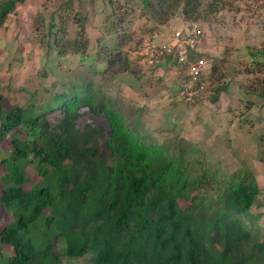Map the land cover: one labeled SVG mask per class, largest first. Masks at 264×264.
I'll list each match as a JSON object with an SVG mask.
<instances>
[{"label":"trees","instance_id":"trees-1","mask_svg":"<svg viewBox=\"0 0 264 264\" xmlns=\"http://www.w3.org/2000/svg\"><path fill=\"white\" fill-rule=\"evenodd\" d=\"M96 1L67 0L49 34L59 69L68 58L83 64L89 54L98 67L78 80L72 74L64 91L40 96L31 114L21 106L5 111L0 92V242L12 247L7 264H264L255 170L221 173L196 145L161 142L145 120L146 107L115 86L119 75L134 72L125 49L137 20L149 35L168 31L178 15L200 24L203 9L210 16L228 3L102 0L111 12L93 44L86 35L90 11L84 18L70 14ZM27 2L0 0V30ZM70 19L78 35L65 42ZM248 52L253 65L245 72H261L264 47ZM210 68L214 81L216 59ZM257 80L264 100V78ZM224 91L217 88L212 102Z\"/></svg>","mask_w":264,"mask_h":264},{"label":"rangeland","instance_id":"rangeland-1","mask_svg":"<svg viewBox=\"0 0 264 264\" xmlns=\"http://www.w3.org/2000/svg\"><path fill=\"white\" fill-rule=\"evenodd\" d=\"M66 1L28 0L0 30V92L6 97L5 111L21 106L27 107L31 114L30 104L35 107L42 100L40 96L48 99L65 90L63 83L73 81L72 74L78 80L84 72L98 67L89 54L83 64L75 61L76 57L66 58L64 69H59L57 52L51 55V22L58 20ZM225 1L228 3L225 9L213 15H205L203 9L205 21L198 23L207 34L204 48L208 51L201 50L202 53L205 50L209 60L208 69L211 70L215 59L220 69L214 81L210 80L206 93L194 104L187 105L180 98L181 86L173 89L176 82L186 78V68L177 66L174 73L169 68L148 66L145 62L142 46L146 33L142 29L147 27L141 20L135 22L137 32L125 49L134 62V72L119 75L115 86L124 98L146 107L145 120L161 142L181 139L184 144H194L205 151L213 170L228 175L242 166L253 168L261 187L255 211L261 215L260 223L264 226V100L259 95L261 86L257 80L264 78V69L253 74L245 72L253 65L248 49L264 47V0ZM85 4L86 8L80 11L71 10L70 16L74 18L76 13V17L84 18L85 12L90 11L86 35L95 44L96 39L104 36L106 18L111 11L102 0H97L93 9ZM181 20L180 15L172 17L171 27L180 29ZM67 22L65 42L73 41L78 35L77 24L72 19ZM172 28L168 31L161 28V35L172 37ZM103 68L104 65L99 66L100 70ZM205 77L208 79L209 73ZM11 78L14 88H9ZM221 86L226 92L213 103L211 98ZM109 92L114 94L113 90ZM97 121L109 131L104 119ZM11 252V246L0 242V264L8 263Z\"/></svg>","mask_w":264,"mask_h":264},{"label":"built area","instance_id":"built-area-1","mask_svg":"<svg viewBox=\"0 0 264 264\" xmlns=\"http://www.w3.org/2000/svg\"><path fill=\"white\" fill-rule=\"evenodd\" d=\"M172 30L168 42H158L161 37L159 31L143 36L144 60L148 66H157L172 56L177 64L185 66L188 78L180 90V96L185 104L192 105L206 93L210 84L205 77L209 71L207 60L193 55L201 53L207 34L198 23L187 19L181 20L180 29L173 27Z\"/></svg>","mask_w":264,"mask_h":264},{"label":"crops","instance_id":"crops-1","mask_svg":"<svg viewBox=\"0 0 264 264\" xmlns=\"http://www.w3.org/2000/svg\"><path fill=\"white\" fill-rule=\"evenodd\" d=\"M171 35H168V34H164V35H161V37L158 39V40H160V42L159 43H163V42H168L169 40H171ZM206 44V43H205ZM204 44V45H205ZM204 47H206V46H204ZM202 48V49H205L206 51H208V49L207 48ZM205 50L203 51V53H205ZM201 53H202V50H201ZM208 63V62H207ZM177 66H179L180 68L181 67H183V69L184 68H186L185 66H182V65H179V64H177L174 60L173 61H169V62H164L163 63V65H161L160 67H162L161 69H168L169 68V70L168 71H170L171 70V72H177ZM209 66H210V64L208 63V68H209ZM185 71H186V78H188V74H187V68L185 69ZM184 71V72H185ZM209 72V71H208ZM208 72H207V74H208ZM185 76V75H184ZM186 78L185 79H183L182 81H178V82H176L175 83V85H174V87H173V89L174 90H178L179 89V87L181 86V88H182V86L184 85V83H185V81H186ZM181 88L179 89V91L181 90ZM178 91V93H179V96H180V92ZM180 98H181V96H180Z\"/></svg>","mask_w":264,"mask_h":264}]
</instances>
